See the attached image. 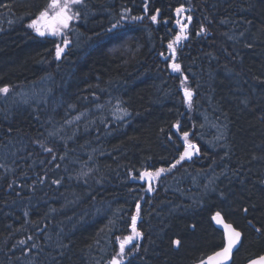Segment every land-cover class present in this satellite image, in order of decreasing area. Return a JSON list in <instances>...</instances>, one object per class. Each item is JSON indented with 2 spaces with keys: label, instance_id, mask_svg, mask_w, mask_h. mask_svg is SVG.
I'll list each match as a JSON object with an SVG mask.
<instances>
[{
  "label": "trees",
  "instance_id": "obj_1",
  "mask_svg": "<svg viewBox=\"0 0 264 264\" xmlns=\"http://www.w3.org/2000/svg\"><path fill=\"white\" fill-rule=\"evenodd\" d=\"M50 3L0 0V264H110L137 204L122 264H205L216 212L264 255V0H81L57 39Z\"/></svg>",
  "mask_w": 264,
  "mask_h": 264
},
{
  "label": "snow or ice",
  "instance_id": "obj_2",
  "mask_svg": "<svg viewBox=\"0 0 264 264\" xmlns=\"http://www.w3.org/2000/svg\"><path fill=\"white\" fill-rule=\"evenodd\" d=\"M78 3H81V0H63V2H61V0H51V3L47 5L45 9L39 13L36 19L32 20L29 27L33 28L39 36L61 35L63 30L68 28L70 22L73 19L79 18V12L71 13V7L74 4H78ZM146 10H147V5H145V11ZM183 11H184L183 8L176 9L177 13H181ZM156 12L159 13V9H157ZM127 19L128 18L126 16L122 17L121 20H118L115 24H113L112 28L109 29L108 31H113L114 29L119 27L122 23L126 22ZM132 19L140 20L142 19V17H132ZM156 19H157L156 15L151 16L152 21H156ZM191 19L192 18L190 16L187 17V20L190 21ZM177 24H180L179 20H177ZM184 28H186V25L182 26L181 33L177 34V36L175 37V40L172 42H169L168 47L170 49H173L174 43H178L180 40L186 38V36L183 34ZM201 31H204V29L201 28ZM63 43L65 46H67L68 41L64 40ZM62 52H63V48H61L60 45H57L55 48V55L57 59L60 58ZM172 68L174 70H179L180 66L173 63ZM186 79L187 77H185V80ZM8 92H9L8 87L0 88V93L7 94ZM184 95L187 98L189 105H191L192 92L189 89L185 88ZM121 111H123L125 115L127 114L124 109H121ZM176 127L178 128L179 126L177 125ZM188 135H189L188 132L183 133V137L185 140H187ZM193 150L199 151L196 145L188 143L185 146L183 154L180 156L179 160H177L174 164H172L171 167L174 168L176 164L180 163L185 158H190L193 153ZM46 151L51 152L52 149H46ZM165 171L166 170L163 168L157 169L156 171L146 170L140 175L139 178L146 179L149 182V190H151V180L153 178L159 177L161 173ZM55 183H59V181H55ZM136 210H137V214L131 217V224H130L131 234L125 236L122 239L118 238L120 251L117 254V257H113L110 264H122V257L124 255L126 245L131 244L134 239L141 236V233L137 231V218L139 216V211H140L139 204L136 205ZM244 211L247 212V209H245ZM213 219L217 222V224L222 226V229L224 230V233H225L226 243L224 247L222 248V250L219 252H216L214 254V257H209V260L214 259L215 264H222L223 261H227L230 259L233 248H235L238 244H240L242 234L240 231L236 230V228H234L231 224L225 223L220 212H216ZM257 231H259V229H257ZM174 243L176 245H180L181 241L177 239L174 241ZM136 247L138 248V245ZM250 264H264V255L251 260Z\"/></svg>",
  "mask_w": 264,
  "mask_h": 264
},
{
  "label": "water",
  "instance_id": "obj_3",
  "mask_svg": "<svg viewBox=\"0 0 264 264\" xmlns=\"http://www.w3.org/2000/svg\"><path fill=\"white\" fill-rule=\"evenodd\" d=\"M223 218V217H222ZM224 220V219H223ZM224 222H225V220H224ZM213 223H214V225L219 229V230H221L223 233H224V230L222 229V226L221 225H219V224H217V222L213 219ZM225 223H227V222H225ZM227 224H229V223H227ZM233 226V225H232ZM234 227V226H233ZM237 230V229H236ZM224 235H225V233H224ZM241 241H242V235H241ZM225 243H226V239H225ZM241 245V242H240V244H238L235 248H233V250H232V253H231V257H230V259L229 260H227V261H223L222 262V264H231L232 263V260H233V255H234V253H235V251L239 248V246ZM222 250V249H221ZM221 250H219V251H221ZM219 251H217V252H219ZM215 254V253H214ZM214 254H212L211 256H209V257H214ZM209 257L206 259V262H205V264H215V260L213 259V260H209ZM256 258H258V257H256ZM256 258H254V259H256ZM253 260V259H252ZM251 261V260H250ZM250 261H248L247 263H245V264H250Z\"/></svg>",
  "mask_w": 264,
  "mask_h": 264
},
{
  "label": "rangeland",
  "instance_id": "obj_4",
  "mask_svg": "<svg viewBox=\"0 0 264 264\" xmlns=\"http://www.w3.org/2000/svg\"><path fill=\"white\" fill-rule=\"evenodd\" d=\"M61 2H63V0H61ZM75 5V4H74ZM74 5L72 6V8H71V13H73V7H74ZM180 27V26H179ZM67 29V28H66ZM66 29H64L63 31H65ZM182 30V29H181ZM35 31V30H34ZM36 33V32H35ZM181 33V31L179 32V34ZM37 34V33H36ZM183 34L185 35V28L183 29ZM48 36H51V35H48ZM186 36V35H185ZM54 37H57V36H54ZM57 39V38H56ZM184 39H182V40H180V41H183ZM179 41V42H180ZM61 48H63V50L66 48V47H64V46H62ZM34 96V95H33ZM188 143H191V142H188ZM187 143V144H188ZM192 144V143H191ZM196 154V151L195 150H193V153H192V155H191V157L190 158H185L184 160H182L181 161V163L182 162H185V161H187V160H190L194 155ZM164 173V172H163ZM163 173H161V175L163 174ZM160 175V176H161ZM159 176V177H160ZM159 177H156L157 179L159 178ZM156 178H153L152 180H151V189L153 188V186L155 185V180H156ZM141 181L142 180H144L145 181V183H146V185H147V190L149 189V182L146 180V179H140ZM134 241V240H133ZM133 241H132V243H133ZM131 243V244H132Z\"/></svg>",
  "mask_w": 264,
  "mask_h": 264
},
{
  "label": "flooded vegetation",
  "instance_id": "obj_5",
  "mask_svg": "<svg viewBox=\"0 0 264 264\" xmlns=\"http://www.w3.org/2000/svg\"><path fill=\"white\" fill-rule=\"evenodd\" d=\"M54 38H56V37H54Z\"/></svg>",
  "mask_w": 264,
  "mask_h": 264
}]
</instances>
